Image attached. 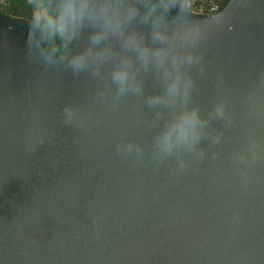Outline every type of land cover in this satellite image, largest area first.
Segmentation results:
<instances>
[{
	"label": "water",
	"instance_id": "obj_1",
	"mask_svg": "<svg viewBox=\"0 0 264 264\" xmlns=\"http://www.w3.org/2000/svg\"><path fill=\"white\" fill-rule=\"evenodd\" d=\"M42 1L53 20L57 0ZM119 3L126 14L128 0ZM145 10L128 30L169 62L192 50L182 38L198 39V63L184 65L189 106L207 117L225 105L227 118L209 120L206 138L180 157L155 154L170 113L146 101L163 87L118 38L97 74L76 75L45 62L87 46L90 28L74 40L57 31L59 51L47 33L40 53L44 28L0 9V264H264V0H228L212 13L156 0L163 43L141 23ZM125 57L140 94L118 96L112 83ZM128 143L141 154L117 151Z\"/></svg>",
	"mask_w": 264,
	"mask_h": 264
},
{
	"label": "clouds",
	"instance_id": "obj_2",
	"mask_svg": "<svg viewBox=\"0 0 264 264\" xmlns=\"http://www.w3.org/2000/svg\"><path fill=\"white\" fill-rule=\"evenodd\" d=\"M119 0H57L56 16L44 29V35L39 39V52L45 53L43 42L47 38L49 30L54 29L69 37L77 39L85 27L91 29L88 37V45L74 52L62 54L59 64L64 65L73 74L88 73L97 74L101 64L111 60L114 52L108 45L112 38H118L121 47L132 52L136 61L144 69H153L163 87L161 93L151 95L146 103L152 108H164L169 111L170 119L159 127L153 140V150L160 158L172 156L180 157L183 153H192L207 136L206 129L209 120L226 119L225 105L217 103L211 112L205 117L196 107L189 106V97L192 89L191 76L184 71V65L189 66L198 63L195 48L198 39L182 38L183 42L192 49L186 56H173L169 62L162 50L152 47L146 38L142 39L136 30H128L131 23L141 12V7L146 10L143 13L141 23L148 25L152 42L163 43L168 39V34L161 31L159 26L152 21V12L156 9V0L142 5L140 0H128L126 14L121 15ZM173 6L166 7L167 13ZM49 59V57H48ZM50 60V59H49ZM133 62L131 58H120L114 64L111 72V80L115 85L118 96L127 94H140L142 84L136 80L132 72ZM65 124L72 125L76 116L71 105L63 108ZM218 141V137L216 138ZM255 145H250L249 151H254ZM117 151L124 155L133 153L139 155L142 148L139 145L128 143L118 144ZM183 163L180 167H184Z\"/></svg>",
	"mask_w": 264,
	"mask_h": 264
},
{
	"label": "trees",
	"instance_id": "obj_3",
	"mask_svg": "<svg viewBox=\"0 0 264 264\" xmlns=\"http://www.w3.org/2000/svg\"><path fill=\"white\" fill-rule=\"evenodd\" d=\"M192 6L196 3H201L204 0H189ZM228 0H216L220 8ZM0 9L4 12L14 15H20L39 23L43 28L51 23L52 19L49 14L47 6L42 0H0ZM49 42L48 45L54 46L59 50L65 41L60 34L51 29L48 31Z\"/></svg>",
	"mask_w": 264,
	"mask_h": 264
},
{
	"label": "built area",
	"instance_id": "obj_4",
	"mask_svg": "<svg viewBox=\"0 0 264 264\" xmlns=\"http://www.w3.org/2000/svg\"><path fill=\"white\" fill-rule=\"evenodd\" d=\"M181 7L186 10L203 13H212L220 8L216 0H204L201 3H196L193 6L189 0H181Z\"/></svg>",
	"mask_w": 264,
	"mask_h": 264
},
{
	"label": "flooded vegetation",
	"instance_id": "obj_5",
	"mask_svg": "<svg viewBox=\"0 0 264 264\" xmlns=\"http://www.w3.org/2000/svg\"><path fill=\"white\" fill-rule=\"evenodd\" d=\"M59 50H60V49H59ZM59 50H58V51H59Z\"/></svg>",
	"mask_w": 264,
	"mask_h": 264
}]
</instances>
